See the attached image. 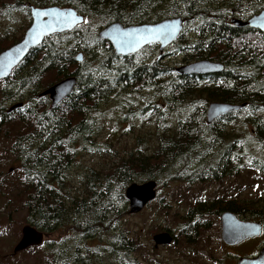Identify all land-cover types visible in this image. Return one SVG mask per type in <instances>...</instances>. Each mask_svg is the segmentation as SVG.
Masks as SVG:
<instances>
[{
	"label": "trees",
	"instance_id": "trees-1",
	"mask_svg": "<svg viewBox=\"0 0 264 264\" xmlns=\"http://www.w3.org/2000/svg\"><path fill=\"white\" fill-rule=\"evenodd\" d=\"M14 1L20 7H70L87 21L70 32L44 38L4 80L14 82L3 95L4 101L18 96L22 102V90L31 89L26 102L3 113L0 123L14 131L11 151L26 180L20 190L25 219L36 230H67L77 239L101 240L127 213L124 190L128 185L166 176L177 165L187 166L200 156L208 160L167 177L192 184L219 182L245 169L264 173V155L260 157L255 150L264 152V32L230 24L232 18L243 21L263 10L264 0ZM175 17L183 20L181 34L172 44L181 64L208 60L223 66L220 73L184 76L156 60L137 62L135 55L118 58L97 37L99 28L114 22L131 26ZM186 31L191 32L190 39L184 37ZM18 40L0 37V52ZM78 53L83 56L81 62L75 61ZM71 75L76 79L74 89L56 107L50 108L47 98L38 97L42 90ZM116 85L136 92L163 85L168 90L169 109L183 106L184 118L177 120L174 129L162 127L151 154L129 152L106 172L90 170L82 191L70 188L65 177L74 156L72 146L91 144L97 106ZM212 102L245 106L206 124V107ZM150 104L146 108L163 120V110ZM234 205L228 201L222 209L235 212ZM113 241L109 250L122 257L120 252H136L138 247L122 232ZM85 247L83 243L66 251H71L67 261L91 262L92 248ZM55 253L64 256L58 249Z\"/></svg>",
	"mask_w": 264,
	"mask_h": 264
},
{
	"label": "rangeland",
	"instance_id": "rangeland-1",
	"mask_svg": "<svg viewBox=\"0 0 264 264\" xmlns=\"http://www.w3.org/2000/svg\"><path fill=\"white\" fill-rule=\"evenodd\" d=\"M26 6L27 4L24 7L16 6L14 0H0V37L8 41L22 39L31 23ZM183 34L185 38L192 37L189 31ZM158 54V47L150 45L137 52L135 60L146 63L156 60L173 69L185 65L181 64V57L172 45L163 51L160 60H157ZM4 80L0 81V106L8 110L16 103H25L31 92L30 88L22 90V102L18 96L10 101L3 100V95L12 88L14 83ZM139 90L140 92H136L137 90L134 91L131 87L116 85L97 106L96 130L92 135L91 144L77 142L72 146L74 156L65 177L66 184L70 188L81 189L90 170L98 173L106 172L119 158L126 156L129 152L151 154L156 147L157 135L161 134L162 127L174 129L177 120L184 118L186 109L183 106L178 108L173 106L175 109H169L166 102L168 90H164L163 85L158 88H139ZM146 103H151L150 107L156 106L159 110H163L165 113L162 114L163 120L154 116L152 110L146 108ZM142 111L145 112L141 114ZM5 127L0 123V264H75L73 261H67L71 251H66L71 248L76 249L78 246L82 247L83 243L87 248H92L94 254L88 264H101V262L129 264V261H135L137 264H174L178 261L175 258L178 256L176 251L187 252L182 244L183 238L179 234V226L184 223L181 218L194 201L208 202L223 199L233 201L235 205L243 206V208H264V173L258 171L245 169L239 175L219 182L192 184L172 181L167 177V175L181 173L182 171L179 170H185V167L192 169L201 160L202 163L208 160V157L200 156L196 161H190L187 166L177 165L166 176L156 177V180H153L157 183L156 199L137 214H130L127 207V213L119 217L112 225L109 234L103 239L95 238L86 241L77 239L74 232L57 230L52 233L53 237L47 239L41 246L29 248L13 257L11 252L20 238L21 227L28 224L20 192L26 180L21 163L11 151L14 131H9ZM15 129H18V126ZM251 145L255 147L254 144ZM255 150L260 157H263L262 150ZM145 181L148 180L141 179L133 183L142 184ZM72 193L74 194L75 191ZM210 220L207 229L199 231L195 245L200 248L206 247L214 256H219V253L224 252L219 240V220L215 218ZM165 230L175 235L177 245L173 248L154 250L151 236ZM118 232H122L138 245L130 259L127 257L129 253L120 252L122 257L118 256V251L109 250L114 242V235ZM57 249L64 256H58L55 253ZM231 252L244 255L246 250L242 246L231 249ZM82 253L85 255L86 250Z\"/></svg>",
	"mask_w": 264,
	"mask_h": 264
},
{
	"label": "water",
	"instance_id": "water-1",
	"mask_svg": "<svg viewBox=\"0 0 264 264\" xmlns=\"http://www.w3.org/2000/svg\"><path fill=\"white\" fill-rule=\"evenodd\" d=\"M31 23L25 30L22 39L10 47L0 52V80L7 78L12 70L16 68L28 53L39 46L44 38L51 35H58L72 31L77 25H53L52 30L42 29L39 26L49 21L48 16H37L39 12H48L50 10L61 11L65 13H72L78 18V26L84 21L82 15L78 14L73 8L59 7V6H45L38 7L31 4L27 6ZM230 24L235 27L247 26L259 32H264V9L256 14H253L246 20L230 19ZM168 26L174 27L175 31L167 38L156 37L151 41H143L138 46L131 48H122L120 41L125 39L120 33L122 32H137L142 33L144 29H159ZM183 29V20L180 17L164 19L153 24H141L123 26L120 23L114 22L102 27L98 33V39L106 41L113 50L114 56L126 57L134 55L143 48L149 45H157L158 57L162 58L163 51L175 43ZM83 56L78 53L75 56L76 62H81ZM223 70L220 63L211 62L208 60H200L187 65L179 66L175 69L178 75H211L218 74ZM76 79L74 76H67L60 81L47 87L38 94V97H46L50 103L49 107H56L63 101L74 89ZM21 103L11 106L7 111L10 112L16 108L21 107ZM245 104L230 105L226 103L212 102L206 107V124H210L214 119L224 116L225 114L236 111L244 107ZM156 195V182L153 180L145 181L142 184L132 183L124 190V198L127 202L128 212L130 214L139 213L149 202H151ZM251 224L239 223L235 217L230 213H224L221 216V240L227 245H233L239 241L258 233V225L254 229H250ZM53 237L52 233H45L36 230L29 224H24L20 230V238L13 247L11 256L26 251L29 248L41 246L47 239ZM155 247L159 245H169L172 242V237L167 232L155 234L152 237ZM237 264H264V246L260 250L258 256L254 259H240Z\"/></svg>",
	"mask_w": 264,
	"mask_h": 264
},
{
	"label": "flooded vegetation",
	"instance_id": "flooded-vegetation-1",
	"mask_svg": "<svg viewBox=\"0 0 264 264\" xmlns=\"http://www.w3.org/2000/svg\"><path fill=\"white\" fill-rule=\"evenodd\" d=\"M7 109L3 106H0V119L3 113H6ZM157 186H156V195L155 198L151 201L153 202L157 197ZM149 202L147 205H149ZM226 200L223 199H214L208 202L205 201H194L187 209L182 220L184 223H181L179 226L180 235L183 238V245L186 247L187 252L181 253L176 251L178 254L175 261L177 264H237L240 259H254L258 256L260 250L264 246V208H243V206L234 205V211L223 210L222 205L225 204ZM210 203V204H208ZM146 205V206H147ZM212 205V209H211ZM145 206V207H146ZM200 206V209L198 208ZM202 206H206L208 210H202ZM198 209L195 210V209ZM224 213L232 214L239 223L251 224L250 229H254L255 225H258V233L256 235L249 236L238 243L233 245H227L221 240V216ZM210 218H215L219 220L220 225V246L224 249V252L219 253V256L212 254L209 250L200 248L196 246L197 236L199 237V231L207 229V225L210 223ZM167 232L172 237V242L169 245H159L158 247L154 246L152 237L155 234ZM151 236V243L154 250L158 248H173L177 245V240L175 235L169 231L157 232ZM245 248L246 252L244 255H239L238 253L231 252V249H236L239 247ZM244 250V249H243ZM135 252H129L127 257L130 259L131 255ZM243 254V253H242ZM162 259V258H160ZM129 264H137L135 261H129ZM163 263V261H161Z\"/></svg>",
	"mask_w": 264,
	"mask_h": 264
},
{
	"label": "snow or ice",
	"instance_id": "snow-or-ice-1",
	"mask_svg": "<svg viewBox=\"0 0 264 264\" xmlns=\"http://www.w3.org/2000/svg\"><path fill=\"white\" fill-rule=\"evenodd\" d=\"M37 16H48L49 21L47 23H43L39 27L42 29L52 30L53 25H77L78 26V18L72 13H65L56 10H50L48 12H39ZM87 23V21H84ZM175 31L174 27L170 28L165 26L159 29H144L142 33L133 32H122L120 35L125 37V39L120 41L122 48H131L134 46H138L143 41H151L156 37L167 38Z\"/></svg>",
	"mask_w": 264,
	"mask_h": 264
}]
</instances>
